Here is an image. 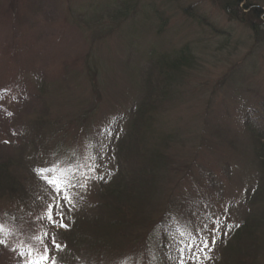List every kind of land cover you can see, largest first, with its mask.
<instances>
[{
  "label": "rangeland",
  "instance_id": "374dc122",
  "mask_svg": "<svg viewBox=\"0 0 264 264\" xmlns=\"http://www.w3.org/2000/svg\"><path fill=\"white\" fill-rule=\"evenodd\" d=\"M125 2H130V9L121 7ZM260 8L264 12V0H0V124L17 118L33 124L45 108L51 110L52 121L42 135L55 141L63 133L62 123L69 120L72 127L84 113L100 126L96 131L103 132L107 125L102 119L116 108L117 120L127 126L130 119L121 117L117 108L128 115L146 98L144 107L153 110L151 119L147 114L130 117L143 121V135L152 151L167 158L155 192L158 204L149 210L157 209L152 213L155 218L165 203L173 202L171 213L178 215L195 212L193 204L200 203L203 220L194 224L207 236L189 240L198 254L213 246L218 222L236 224L239 211L249 209L245 197L254 196L259 187L264 191V165L258 161L264 141L253 136L264 130V24L256 16ZM183 48L189 56L182 80L169 89L157 87L155 81L153 91L147 78L155 75V69L167 72L157 65L159 57ZM151 54L154 65L148 64ZM38 73L50 80L52 91L42 102L35 101L33 115L24 117L19 112L29 104L26 97H32ZM96 79L102 94L99 100L94 98ZM143 89L145 98L140 96ZM12 133L2 136L1 142ZM75 134L70 132L68 141L75 147L82 144L83 151L77 155L71 150L77 155L75 173L57 175L70 180L87 203L97 205L108 184L102 180L109 170L117 169L114 157L108 156V150L115 149L100 135L96 139L105 142L94 139L86 146ZM38 165L44 164L39 160ZM27 177L28 188L31 184L36 190ZM255 199L250 201L252 206L264 209V192ZM173 205L181 212L173 213L177 212ZM44 215L30 221L40 222L49 233L44 238L49 248L47 264L53 258L56 264L74 256L76 261L84 259L70 245L77 236L69 219L62 221L68 227L64 230L53 227ZM27 222L23 235L2 237L0 264H26L28 247L34 243L31 237H43L42 230H31ZM260 235L264 244V230ZM53 236L59 249L52 245ZM36 247L42 254L43 245Z\"/></svg>",
  "mask_w": 264,
  "mask_h": 264
},
{
  "label": "trees",
  "instance_id": "16d2710c",
  "mask_svg": "<svg viewBox=\"0 0 264 264\" xmlns=\"http://www.w3.org/2000/svg\"><path fill=\"white\" fill-rule=\"evenodd\" d=\"M129 6L130 2H125L121 7L130 9ZM261 10V8L256 10V16L260 17L264 24V12ZM188 56L187 48H183L181 51H173L159 57L157 65L159 64L160 69L167 68V72L160 74L155 69V75L151 76L152 78H147V81L152 80V83L149 82V84L153 85V91L156 85L169 89L179 83L182 80L181 75L183 76L185 73L183 67ZM148 64H155L154 54H151ZM87 67L90 68V66ZM88 68H86L87 71ZM91 74L92 72H89L88 75ZM142 75L144 76V74ZM97 76L92 77L91 80ZM34 77H36V80L33 78L36 85L33 95L26 97L29 104L19 112L20 114L25 113L24 117L33 115L36 109L34 108L35 101L42 102L43 97L52 91L53 84L44 74L38 73ZM67 77L71 78L73 74L70 72ZM155 81H157L156 85H154ZM97 86L96 79L94 98L99 100L102 98V94ZM165 93L172 98L173 94L170 91ZM145 95L146 89H143L140 96L144 97ZM146 103L147 99L145 98L142 101V107L130 111L131 113L128 115L123 114L120 106L117 108L118 112H121V117L130 119L127 126L123 125V120L121 122L117 120L120 115H115V108L114 113L106 116L105 120L102 119L103 125H107L106 128L109 129V132L106 128L103 132L96 131L100 126H96V123L93 124L87 113L75 119L72 122V127L71 122L69 123V120L66 119L68 121L59 127L63 133L55 141L42 135L46 131L47 123L52 121L49 120L51 110L40 109L33 124L31 120L28 122L24 119L19 120V118L10 124L7 120H1L0 224L4 225L5 232L0 233V238L7 235L13 239L17 233L23 235L21 229H28L27 221L31 223L32 217L44 214L47 205L54 203L56 193L45 180L37 175V170L59 166L67 173H75L74 164L77 155L83 151L82 144L75 147V142L72 144L68 141L70 132L74 131L76 133L74 137H80L77 141H83L82 143L86 146L90 145L94 139L99 143L106 139L110 147L115 149L114 152L108 150V156L114 157L117 169L109 170L102 180L108 184L102 188L104 193L100 194L97 205L87 203L79 189L65 188L63 195H67L71 203L64 205V201L61 199L60 203L65 210L62 221L67 217L71 227H75L77 240L70 242V245L73 247L72 250L81 254L84 259L80 258L79 261H76L74 256L66 263L62 260L57 264H264V244L261 242L260 235L264 230V209L253 207L250 202L254 198H259L260 194L264 192L260 187L254 196L247 195L245 197L244 203L249 209L239 211V219L236 224L226 222V220L218 222L216 231H214L216 238L213 246L207 247L203 251L200 250L198 254L193 249V244L190 245L189 240L199 239L198 236L200 238L207 236L194 224V221L201 222L203 220L200 203L193 204L197 213L187 210L178 215H172L169 206L173 202H168L165 203V208L161 207L158 210L159 215L153 217L152 213L157 209H149H155V204H158L155 192L157 183L162 181L161 176L164 168L167 169V158L160 155L159 152L152 151L150 141L147 142L143 135L145 132L141 124L143 121H135L130 117L131 114H137V116L147 114L148 120H150L153 110L144 107ZM27 107H30L28 109L30 114L26 111ZM159 107V105L154 106V109ZM121 126L124 127L121 128ZM8 133H12L13 136L1 142L2 136L5 137ZM99 135L103 140L96 139ZM253 136L258 142L264 141V130L255 131ZM107 147L106 145V149ZM71 150L77 155H74ZM260 152L261 156L258 161L259 164L264 165V149L261 148L258 153ZM79 158L82 160L81 156ZM39 160L43 162V166L38 165ZM124 164L126 170L122 171L121 167ZM176 171L179 173V170ZM44 175L51 174L44 173ZM26 176L35 182V192H33L31 184V190L28 188L25 181ZM262 176L263 174L259 172L258 179L262 180ZM33 198L34 201H32ZM174 205L172 208L177 209V212L173 211V213L181 212L179 207ZM228 206L233 208L234 205L229 204ZM54 217L57 220L61 219L57 216ZM37 224L39 228H37ZM40 224V222L32 221L31 230H42L41 232L44 233ZM53 227L56 226L53 225ZM63 229L68 230V227ZM185 229L191 233V237L180 236V232ZM208 229L209 232H213L211 227L207 228V231ZM180 249H183V252Z\"/></svg>",
  "mask_w": 264,
  "mask_h": 264
},
{
  "label": "snow or ice",
  "instance_id": "6c2138e0",
  "mask_svg": "<svg viewBox=\"0 0 264 264\" xmlns=\"http://www.w3.org/2000/svg\"><path fill=\"white\" fill-rule=\"evenodd\" d=\"M44 173H50L52 175H44ZM58 173H63L64 176H67V172L65 169L60 168L59 166H55L53 168H46V169H40L37 170V175L40 176L45 182L52 187L53 191L56 193V197H54V203H49L46 207L44 218H46L49 223L57 226V227H67V225L63 224L62 218L64 215L63 212V205H61L60 201L63 199L64 205H68L71 203V200L67 195H63L65 188H71L74 187L70 180L64 179L61 176L57 175ZM84 185H81L83 187ZM54 216L60 217L61 221L58 223L56 219H54ZM205 228L208 227L207 224L204 225ZM5 232V227L3 224H0V233ZM49 233L44 232L43 237L39 235H35L31 237V239L34 241L32 245H29L27 255L29 256V259L27 260L26 264H47L49 261V248L48 245L44 243V238L48 237ZM188 235L191 237V233L188 232L186 229L184 231L180 232V236ZM52 245L59 249L60 245L56 243L55 236L52 237ZM215 242V241H213ZM0 244H4V240L0 239ZM43 245V253L41 254L39 251V248L36 247V245ZM204 247H207V242H204ZM203 251V249H200ZM13 251H16V249H13ZM181 252H183V249H180ZM35 253V255H34ZM19 255L23 257L25 255L24 252H19ZM51 264H56L55 259H52Z\"/></svg>",
  "mask_w": 264,
  "mask_h": 264
}]
</instances>
